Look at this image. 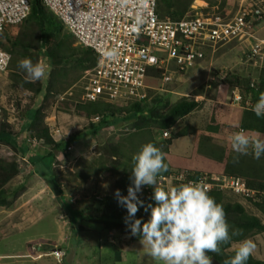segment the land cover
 <instances>
[{
  "label": "rangeland",
  "instance_id": "obj_1",
  "mask_svg": "<svg viewBox=\"0 0 264 264\" xmlns=\"http://www.w3.org/2000/svg\"><path fill=\"white\" fill-rule=\"evenodd\" d=\"M206 1L210 4L209 10L228 9L230 13H234L238 10L242 0ZM211 1L213 2L211 3ZM196 4L204 3L198 1ZM254 34L259 38L264 37V19L254 27ZM15 35L14 33L11 34L9 39H13ZM55 43L56 40H52L48 46L51 48ZM76 45H79V43H76ZM46 48H44L45 52L40 56V59L45 60L52 69L54 63L46 56L48 55ZM206 53V59L196 68L195 66L189 68L187 70L189 75L183 78L174 79L171 83L165 84L160 79H152L156 89L152 91L151 98L154 95L159 96L158 91H161L164 93L163 98L170 103L175 102L184 95L196 96L200 100L204 99L201 108L194 110L184 121H180L181 128L187 123L188 119L201 126L202 120L208 116L215 102L222 105L227 104V99H225L227 96L226 83H224L225 85L223 83L216 84V81L221 77L226 74L231 76L230 74L233 73L254 76L258 72L253 60L232 43L208 49ZM80 73V71H72L71 82L73 83L71 88L63 92L60 97L48 101L46 122L49 124L51 133L56 140L66 138L69 134L67 132L74 134L81 131L89 124L88 119L77 111V101L82 97L83 75L81 76ZM12 76L13 71L11 69L7 72H0V120L6 116L8 123L11 125L10 128L17 132L22 128L25 120H28L27 115L29 116L32 112L31 110L27 112V107L30 105L33 108L40 106L43 104L45 96L42 93L38 99H35V95L31 91L15 88L12 84ZM49 76L50 72L43 80L45 84L44 92H46V83ZM214 76L215 79H213ZM161 83L162 85H160ZM159 86H162L163 89L158 90ZM243 110L244 107L233 105L227 115L235 117L241 115ZM128 123L121 122L118 124V126L122 125V131H117V126H115L111 131L102 129L98 136L87 135L76 139L71 149H69L71 152L70 158L66 159L60 155L59 159H61H58L59 163L56 165L61 185L59 181L54 180V176L50 178V168L42 169L44 179L41 182L35 181L34 176L28 177L34 166L23 161V154L16 151L15 156L23 165L22 173L12 181V184H21L26 181L28 187L16 201H13L12 207H0V264H157L148 255V250L142 246L140 240L127 242V236L120 235L115 230L108 232L105 228L100 229L102 223L95 222L93 219L78 221L80 225L85 226L83 231H80L79 227L74 228L71 221L72 216H77V214L71 215V211L73 213L76 211L73 209L74 207L79 209L84 206L86 213L92 214L94 217L100 216L102 215L104 198L108 195H115L117 189L120 190L121 194L123 193L121 185L127 177L126 174L109 170L91 175L88 179H84L80 174L85 170L87 171L89 165L96 164L97 147L100 143L114 144L128 133L127 128L131 126ZM181 128L177 127V129ZM201 131L199 134L192 132L186 136L174 138L172 143L168 142L173 134L170 130H168L167 135L164 132L162 138L159 137L160 134L156 135L159 137L158 146L162 147V150L167 154L166 161L173 167L171 176L158 177L159 187L167 189L175 186V180L178 177L185 178L188 174H192L197 170H200L202 175H211L224 181L225 175L211 172L217 168L221 169L222 165L207 157L205 152L198 151L199 135L214 136L213 131L207 132L203 128ZM146 132L148 131H132L129 136L131 142L127 143L128 150L124 149L123 154L115 155L114 159L112 157L109 159L119 162L120 165L124 161L127 164L126 169H129V166H133V155L141 149L143 144L151 141V137ZM157 132V129L152 130V134H157ZM24 133H21L18 137L21 143L24 142L22 139ZM27 135H30L27 137H33L30 133ZM34 143L33 138L31 148L35 147L33 146ZM121 143L125 145L123 140ZM224 143L225 141L221 142L223 145ZM2 148L10 150L6 146ZM35 148L39 152L43 150L41 144ZM43 161L46 166L51 163L48 156H44ZM122 168L124 170V165H122ZM33 171L34 175H37L38 172L35 169ZM125 189H127V186ZM150 190L154 192L153 187L143 186L138 195H149ZM222 190L227 192V200H239L246 206L249 213L257 214L264 222V215L255 207L252 200L247 199L243 194L234 196L230 188ZM256 192L257 190L254 189L250 194ZM103 232L108 234L106 238L102 234ZM248 238H252L257 245L253 255L264 260V231L253 233ZM238 243L235 242L229 249L234 250ZM39 246H41V249ZM54 248L62 249L63 256L61 258L58 259L51 254Z\"/></svg>",
  "mask_w": 264,
  "mask_h": 264
},
{
  "label": "trees",
  "instance_id": "obj_2",
  "mask_svg": "<svg viewBox=\"0 0 264 264\" xmlns=\"http://www.w3.org/2000/svg\"><path fill=\"white\" fill-rule=\"evenodd\" d=\"M194 1L159 0L158 11L171 18L179 19L191 10V5ZM65 28L66 26L62 19L54 11L50 10L43 0H33L31 14L19 27L15 37L13 39L7 38L2 43V46L12 54L9 69L13 71V86L15 88H22L25 91H31L35 95V99H38L42 93H44L45 97L43 104L40 106L33 108L30 105L27 107V112L29 110L32 112L29 116L27 115L28 120L24 122V126L17 130V132L13 128H10L11 125L8 123L6 116L0 120V207H12L13 201H16L28 187L26 181L21 184H12V181L22 173L23 165L15 156L16 151L23 155L27 150L31 151L33 156L30 159L34 164L37 162L36 158L43 159L44 156H48L51 163L47 164L46 168L51 169L50 178L54 176V180L59 181L61 185V180L58 179L59 172L56 171V165L61 159H59L60 155L66 159L70 158L71 152L69 149H71L76 139L87 135L95 137L100 135L102 129H109L111 131L115 126H117V131H122V125L118 126V124L121 122H130L128 124H131V126L127 128L128 133L119 139L118 142L110 145L109 143L105 144L103 142L98 145V155L95 158L96 164L89 165L87 171L85 170V172L80 174L84 179H88L91 175L100 174L104 171H119V173L126 174L127 176L121 185L122 195H127L128 186L132 183L130 177L133 166H127L129 169H126L127 164L124 161L120 165L119 162L111 161L109 158L123 154L124 149L128 150L129 146L127 143L129 144L131 142L129 136L132 131L143 132L147 130L148 132L146 133L151 137V142L156 143L158 146V138H162L163 133L168 132V130L173 133L172 137L168 140L169 143H172L174 138L186 136L188 133L195 132L199 134L203 128L207 132L213 131L214 136L199 135L198 151L205 152L207 157L214 159L215 163L222 165L221 169L217 168L211 172H218V174H223L230 178H244L250 188L257 190L252 196L246 198L252 200L255 207L264 215V156L256 159L251 154L242 155L236 161L234 159L236 153L231 148V137L239 130H245L251 136H264V117H257L252 111L259 94L264 92V87L261 83L259 87L252 86L253 77H256V75L244 76L233 73L230 74L231 76L226 74L225 77H221L216 81V84L226 83L227 96L225 99H227V104L222 105L221 103L215 102L208 116L202 120V127L188 119V121L186 120L187 125L184 124L181 128V125H179L180 121H184L194 110L201 108L204 104V99L200 100L196 96L190 97L184 95L175 102L170 103L163 98L164 93L161 91H158L160 93L159 96L154 95L151 98L152 91L156 89L152 79L161 80L162 68L153 69L150 74L151 76L147 77L146 83L151 87L147 88L148 95L141 101L126 100L123 104H119L106 100L104 95H101L97 100L84 98L85 90L83 84L87 80L85 76L88 70L94 69L97 66L99 58L90 46L76 45L77 40L75 36L70 30L67 28L65 30ZM52 40H56V43L50 48L48 45ZM45 47L48 50V55L46 56L54 63V67L50 70V76L46 83V92H44L45 84L43 80L35 83H25V73L18 67V62L25 57L31 58L33 62L40 59V56L45 52ZM175 68V66H172V69ZM72 71H80V75H83V84H81L82 97L77 101V111L80 115L88 119L89 124L81 131L69 134L66 138L56 140L51 133L49 124L46 122V108L49 100L60 97L63 92L71 88L73 83L71 82ZM153 74L154 76L152 77ZM167 83H171V81ZM235 87L240 88L244 103L251 101L253 105L252 107L244 108L241 115L231 117L227 113L232 107V89ZM162 89V86H159L158 90ZM177 127L181 129H177ZM155 129L158 130L157 134H152V130ZM24 132L32 134L33 137L30 138L27 137L30 135H26L22 138L24 142L21 143L18 137ZM159 134V137L156 136ZM33 138L37 140L35 147L39 144H41V147H49V151L44 156L39 157L38 150L35 147H30ZM122 140L125 142V145L121 143ZM223 141H225L224 145L221 144ZM3 146L8 147L10 150H5L2 148ZM166 162L169 164V170L161 175L164 177L173 174V167H171L168 161ZM122 165H124V170ZM33 170L28 177L34 176ZM201 176L200 170H197L192 174H188L184 183H187L190 179L198 180ZM211 180L210 177L208 181ZM178 184L179 181L176 180L175 186ZM126 186L127 189H125ZM153 193L150 191L149 195L140 196L144 200L145 206L149 204L155 205ZM226 193L225 190L217 187L211 188L209 192L218 203L223 204L231 230H240V235L233 236L229 244L223 245L219 255L209 253L212 256V264H223L226 259L233 257L235 255V249L230 250L229 248L235 242L248 238L253 233L264 231L262 218L257 214L249 213L246 206L239 200H227ZM232 194L234 196L240 195L236 192ZM102 205V215L95 217L92 214L86 213L87 211L84 206L79 209L78 207H74L73 209L76 211L74 213L71 211V215L77 214V216L71 217L74 228L79 227V230L83 231L85 226L80 225L78 221H89L93 219L95 222L102 223L100 229L105 228L108 232L115 230L118 234L127 236V242L140 240L139 236L131 234L130 228L125 223L127 210L119 205L115 195L106 196ZM150 215V208L148 211H145V208L141 207L136 217L142 218L143 222L147 221ZM102 234L105 238L108 235L104 232ZM213 261L216 263H213ZM246 264H264V260L256 258L252 254Z\"/></svg>",
  "mask_w": 264,
  "mask_h": 264
},
{
  "label": "built area",
  "instance_id": "obj_3",
  "mask_svg": "<svg viewBox=\"0 0 264 264\" xmlns=\"http://www.w3.org/2000/svg\"><path fill=\"white\" fill-rule=\"evenodd\" d=\"M43 1L62 19L77 43L90 46L98 55L97 66L85 76L86 99L97 100L104 95L106 100L119 104L141 101L148 95L147 88L151 86L146 79L153 69H163V84L183 78L189 75V68H196L206 59L208 49L231 43L257 66L252 86L259 87L261 83L264 87V37L254 34V27L264 19V0H242L234 13L228 9L209 10L208 1L204 5L195 0L191 10L179 19L159 12V0ZM32 5L33 0H0V72L9 70L12 59L2 43L17 34L30 16ZM232 92V105L252 107L251 101L244 103L239 87ZM186 179L187 176L177 178L179 184ZM199 179H204L209 189L230 188L246 197L254 194H250L254 189L244 178L225 176L223 181L202 175ZM52 253L63 256L61 249Z\"/></svg>",
  "mask_w": 264,
  "mask_h": 264
},
{
  "label": "clouds",
  "instance_id": "obj_4",
  "mask_svg": "<svg viewBox=\"0 0 264 264\" xmlns=\"http://www.w3.org/2000/svg\"><path fill=\"white\" fill-rule=\"evenodd\" d=\"M18 67L25 73V83L42 81L51 70L45 60L33 62L28 57L21 59ZM252 111L257 117H264V92L259 94ZM34 140L33 146L37 142ZM231 148L236 153V161L249 154L259 159L264 156V136H251L245 130H239L231 137ZM27 151L22 160L29 164L31 155ZM166 160L167 154L162 147L151 141L133 155L132 183L127 195H122L119 189L115 192L119 205L127 210L125 223L132 235L140 237L142 246L157 264H212V256L207 253L219 255L222 246L229 244L233 236L240 235V230H231L223 204L209 194L204 179L190 180L167 189L159 187L158 177L169 170ZM143 186L154 188V206H145L138 195ZM141 207L145 211L151 209L147 221L142 222V218L136 217ZM256 246L252 238L239 241L235 255L223 264H246Z\"/></svg>",
  "mask_w": 264,
  "mask_h": 264
},
{
  "label": "crops",
  "instance_id": "obj_5",
  "mask_svg": "<svg viewBox=\"0 0 264 264\" xmlns=\"http://www.w3.org/2000/svg\"><path fill=\"white\" fill-rule=\"evenodd\" d=\"M198 1H201V2H206V0H197V2ZM232 105V104H231ZM233 106V105H232ZM26 121V120H25ZM22 126H24V125H22ZM67 133H69V134H71V132H67ZM68 134V135H69ZM27 135V132H25L24 134H23V136H26ZM42 148H43V150L41 151V152H39L38 151V155H39V157H42V156H44V154H46V152L47 151H49V147H46V146H42ZM27 154L28 155H31V156H33L32 155V152H30V151H27ZM29 159H30V157H29ZM40 158H36V160H37V162H36V164H34L33 163V161L30 159V163L29 164H31L32 166H34V169L38 172L37 173V175H34V179H35V181H38V182H41V181H43V174H42V169L43 168H46V165H45V162L43 161V159L41 158L40 160H39ZM31 166V167H32ZM48 183L50 184V182L48 181ZM39 248L41 249V246H39ZM31 253V252H30ZM39 253H41L40 251H39ZM31 256V255H30Z\"/></svg>",
  "mask_w": 264,
  "mask_h": 264
},
{
  "label": "water",
  "instance_id": "obj_6",
  "mask_svg": "<svg viewBox=\"0 0 264 264\" xmlns=\"http://www.w3.org/2000/svg\"><path fill=\"white\" fill-rule=\"evenodd\" d=\"M208 255H210L209 253H207ZM213 263H216L215 261H213Z\"/></svg>",
  "mask_w": 264,
  "mask_h": 264
}]
</instances>
